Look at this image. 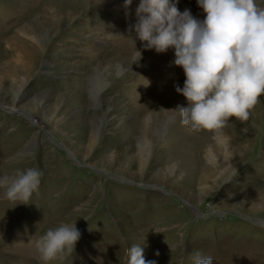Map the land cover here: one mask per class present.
Here are the masks:
<instances>
[{
    "label": "rangeland",
    "instance_id": "1",
    "mask_svg": "<svg viewBox=\"0 0 264 264\" xmlns=\"http://www.w3.org/2000/svg\"><path fill=\"white\" fill-rule=\"evenodd\" d=\"M138 3L0 0V175L41 173L28 204L0 189V264H43L36 241L71 222L73 253L48 264H125L132 245L156 264H264V95L218 136L183 126V70L135 38Z\"/></svg>",
    "mask_w": 264,
    "mask_h": 264
},
{
    "label": "clouds",
    "instance_id": "2",
    "mask_svg": "<svg viewBox=\"0 0 264 264\" xmlns=\"http://www.w3.org/2000/svg\"><path fill=\"white\" fill-rule=\"evenodd\" d=\"M132 3L123 0L126 9ZM176 3L139 0L132 29L144 49L174 51L171 63L182 68L185 76L182 87L174 85L186 100V106L173 109L180 123L192 132L218 136L230 118L247 121L264 95V0H196L205 14L203 20L187 9L180 12ZM133 53V61H138L140 51L133 49ZM40 177L36 168L0 175L3 199L15 205L28 204ZM151 230L162 233L158 228ZM79 238L75 222L48 229L36 241L40 260L48 264L64 259V254L73 253ZM125 256V264H156L155 260H145L142 245H132ZM192 261L213 264L211 256L199 252Z\"/></svg>",
    "mask_w": 264,
    "mask_h": 264
},
{
    "label": "bare ground",
    "instance_id": "3",
    "mask_svg": "<svg viewBox=\"0 0 264 264\" xmlns=\"http://www.w3.org/2000/svg\"><path fill=\"white\" fill-rule=\"evenodd\" d=\"M28 33H30V32H28ZM33 38V37H32ZM28 56H30V54H27ZM29 58H31V57H29ZM97 93V92H96ZM19 100V99H18ZM219 141H221V142H219L218 144H224V142H225V140H224V137H219ZM229 141V140H228ZM224 149H226V148H228V146L226 145V144H224ZM263 203H264V198H263Z\"/></svg>",
    "mask_w": 264,
    "mask_h": 264
}]
</instances>
